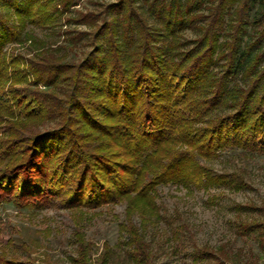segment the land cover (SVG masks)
I'll return each instance as SVG.
<instances>
[{"label": "trees", "instance_id": "1", "mask_svg": "<svg viewBox=\"0 0 264 264\" xmlns=\"http://www.w3.org/2000/svg\"><path fill=\"white\" fill-rule=\"evenodd\" d=\"M90 1L0 0V204L82 215L125 201L145 222L159 217L161 185L246 187L198 158L264 154V0ZM61 22L85 29L66 28L57 45L26 30ZM26 41L29 55L5 50ZM237 228L264 242V222ZM126 231L130 259L152 264L135 226ZM12 245L0 226V264H46ZM193 260L231 264L208 248Z\"/></svg>", "mask_w": 264, "mask_h": 264}, {"label": "rangeland", "instance_id": "2", "mask_svg": "<svg viewBox=\"0 0 264 264\" xmlns=\"http://www.w3.org/2000/svg\"><path fill=\"white\" fill-rule=\"evenodd\" d=\"M77 3L74 8H94L90 0ZM72 27L85 29L61 22L44 29L29 25L26 30L31 28L38 38L57 45L64 42L62 31ZM29 45V41L11 44L5 50L29 55ZM67 55L78 59L81 50ZM198 160L217 173H237L247 186L240 190L220 186L189 191L174 184L161 185L156 198L159 217L148 216L145 222L137 213L126 215L125 201L83 210L82 215L59 207L29 211L11 203L0 204L4 238L14 239V245L7 247L9 254L24 257L29 251L35 261L46 264H77L81 253L75 232L78 229L87 244L86 264H136L126 244L130 223L147 244L152 264H202L193 260L195 248H208L221 258L228 256L231 264H264V242L257 232L241 235L237 228L240 221L264 222V154L234 148L211 160ZM79 217L82 226L76 228L74 220ZM22 243L28 244L26 251Z\"/></svg>", "mask_w": 264, "mask_h": 264}]
</instances>
